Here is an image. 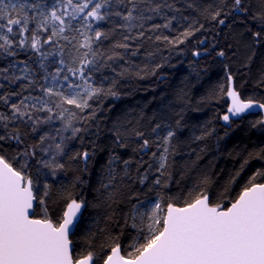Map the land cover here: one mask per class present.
Masks as SVG:
<instances>
[{
	"label": "snow or ice",
	"instance_id": "obj_1",
	"mask_svg": "<svg viewBox=\"0 0 264 264\" xmlns=\"http://www.w3.org/2000/svg\"><path fill=\"white\" fill-rule=\"evenodd\" d=\"M184 2L193 8L190 0ZM248 11L246 0H232L230 12L221 8L212 18L225 25L222 14ZM157 18L163 22L149 24ZM186 19L176 0H0V58H12L0 66V105L7 109L0 111V147L14 142L18 149L14 157L18 166L0 154V264H264V182L252 177L227 206L211 201L202 188H193L188 193L190 199L182 203L161 194L171 179L169 157L176 154L181 129L180 121L174 128L163 123V117L148 131L137 126L139 121L137 125L117 122L109 130L115 148H131L138 155L133 161L110 154L106 179L98 190L108 207L123 203L125 198L129 202L123 211L124 226L135 235L126 248L118 236L110 235L102 245L107 249L103 254L89 249L74 255L70 237L78 227L83 200L71 199L58 221L48 216L46 198L51 181L66 167L65 159L81 161L87 171L95 155V141L91 149L68 153L63 133L70 131V139L79 137L83 143L81 133L87 128L75 126L76 113L63 105L82 113L92 109L81 123L95 120L100 107H93L90 101L119 98L120 79L144 78V68L132 65L129 53L137 56L147 41L173 46L185 43L200 29L189 26L175 37L164 31L171 32L174 21ZM252 19L261 23L262 30L252 32L259 43L264 38V13L258 12ZM117 36L119 39H114ZM108 41L111 43L106 44ZM20 52L28 59L17 60ZM217 54L225 56L224 51ZM145 55L150 59L153 53ZM161 66L155 65V69ZM106 71L114 75L106 76ZM227 79L231 82L232 75ZM226 95L232 117L255 107L264 109V104L242 101L231 85ZM229 114L222 117L226 123ZM57 121L61 126L52 128ZM258 123L264 124V119ZM45 125L51 130L43 129ZM22 127L34 134L33 143L26 144ZM100 132L97 125L98 138ZM153 147L155 151H151ZM134 162L135 177L130 170ZM257 175L264 177V172ZM130 180L146 187L147 192L155 190L156 199L140 200L137 192L125 197L123 190Z\"/></svg>",
	"mask_w": 264,
	"mask_h": 264
},
{
	"label": "trees",
	"instance_id": "obj_2",
	"mask_svg": "<svg viewBox=\"0 0 264 264\" xmlns=\"http://www.w3.org/2000/svg\"><path fill=\"white\" fill-rule=\"evenodd\" d=\"M190 2L194 5L191 9L186 7L184 0H176L177 7L183 9V16L187 19L174 21L172 31L165 30L164 34L175 37L189 26L200 30L194 31V35L178 46L147 41L137 56L129 53L130 63L144 68V78L131 76L120 79L117 85L119 98L101 97L90 101L93 107H100L95 120L81 123L82 117L92 109L82 113L80 109L63 105L76 113L75 126L87 128L86 133H81L83 143L79 137L70 139V131L63 133L68 153L91 149L95 141V155L89 161L87 171L81 161L65 159L66 167L56 173L57 179L51 181L46 198L48 216L53 221L62 217L71 199L84 201L80 223L71 236L74 255L85 254L89 249L103 254L107 249L102 245L108 242L110 235L118 236L119 243L126 248L135 235L133 229L124 226L123 211L129 206L127 199L108 207L98 191L101 181L106 179L104 172L110 154H119L123 159L131 158L133 161L138 159L131 148H115L109 130L117 122L131 121V125H137L139 121L137 126L148 131L161 117L164 118L163 123L174 128L176 121H180L176 154L169 157L171 179L168 186L160 190L161 194L175 198L176 203L190 199L188 193L193 188H202L211 201L227 206L252 177H256V182H264V177L257 175L264 172V124L258 123L264 119L263 116L249 113L230 119L229 123L222 119L229 107L226 95L230 85L228 74L232 75L235 90L242 100L264 104V83H261L264 81V38L256 43L252 36V32L262 30L260 21L252 17L258 12L264 13V2L246 0L249 6L247 13L222 14L220 18L225 19V25L213 20L212 13L221 8L225 13L230 12L232 0ZM162 22L157 18L149 24ZM196 51L201 53L199 57L193 55ZM219 51H224L225 56H218ZM146 52L153 53L150 59H146ZM16 59L26 60L28 55L20 52ZM11 60L10 57L0 58V66H6ZM155 65L162 66L155 69ZM104 75L111 77L114 74L106 71ZM4 83L7 84L6 81ZM104 83L107 85L108 81ZM0 111L7 109L0 105ZM97 125L101 129L99 138ZM52 128H56L55 125ZM43 129L51 130L48 125ZM21 132L26 144L34 142V134L29 129L22 127ZM199 136L204 138L196 139ZM17 150L15 143L10 142L0 147V154L18 166L14 160ZM155 150V147L151 149ZM144 159L149 160V157ZM135 169L134 162L130 169L133 177L137 175ZM204 178L206 180L201 184ZM127 185L123 190L125 197L129 192H137L140 200L156 199L155 190L147 192L146 187L134 180L127 181ZM120 196L117 193V197Z\"/></svg>",
	"mask_w": 264,
	"mask_h": 264
},
{
	"label": "water",
	"instance_id": "obj_3",
	"mask_svg": "<svg viewBox=\"0 0 264 264\" xmlns=\"http://www.w3.org/2000/svg\"><path fill=\"white\" fill-rule=\"evenodd\" d=\"M230 85L232 86V87H234V82H233V80L230 82ZM229 85V86H230ZM235 88V87H234ZM240 96V95H239ZM241 98V97H240ZM228 100H229V106H230V104H231V101H230V98L228 97ZM242 100V99H241ZM242 101H244V100H242ZM255 104H261V103H258V102H254ZM249 113H254V114H261L262 116H263V118H264V109H260V108H258V107H255L254 109H252V110H249L248 112H246L245 114H249ZM227 114H229L228 113V109H227ZM245 114H242V115H245ZM230 115V114H229ZM239 117H232L231 115H230V119H238ZM84 208H85V205H84V207H82L81 208V210H80V213H78V216H79V220H78V224L80 223V220H81V216H82V212H83V210H84ZM66 211V210H65ZM76 231V229H74L73 230V233ZM70 239H71V237H70ZM73 251H74V245H73Z\"/></svg>",
	"mask_w": 264,
	"mask_h": 264
},
{
	"label": "rangeland",
	"instance_id": "obj_4",
	"mask_svg": "<svg viewBox=\"0 0 264 264\" xmlns=\"http://www.w3.org/2000/svg\"><path fill=\"white\" fill-rule=\"evenodd\" d=\"M49 2H50V0H49ZM30 26H32L33 27V25H30ZM67 115V114H66ZM60 122L59 121H57L56 122V124H55V127H58V124H59ZM59 126H61L60 124H59ZM16 162V161H15ZM151 200H147L146 202H150Z\"/></svg>",
	"mask_w": 264,
	"mask_h": 264
}]
</instances>
